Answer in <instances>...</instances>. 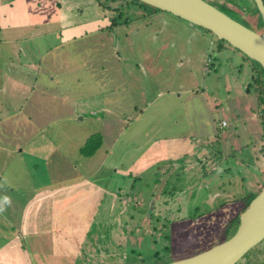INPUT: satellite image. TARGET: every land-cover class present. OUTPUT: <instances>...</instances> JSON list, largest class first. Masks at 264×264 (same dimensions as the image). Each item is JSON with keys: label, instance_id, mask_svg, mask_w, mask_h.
<instances>
[{"label": "rangeland", "instance_id": "1", "mask_svg": "<svg viewBox=\"0 0 264 264\" xmlns=\"http://www.w3.org/2000/svg\"><path fill=\"white\" fill-rule=\"evenodd\" d=\"M57 3L0 0V147L24 149L10 161L20 164L17 197L32 186H102L81 250L95 264L165 263L214 245L230 201L246 203L264 185L254 61L134 0ZM61 11L81 22L75 37L63 33ZM183 146L190 151L172 158ZM239 264H264V242Z\"/></svg>", "mask_w": 264, "mask_h": 264}, {"label": "crops", "instance_id": "2", "mask_svg": "<svg viewBox=\"0 0 264 264\" xmlns=\"http://www.w3.org/2000/svg\"><path fill=\"white\" fill-rule=\"evenodd\" d=\"M58 1L57 7L60 10V0ZM67 17L72 21L64 22ZM61 19L63 33L66 31L70 38L75 37L77 32L70 35V31L78 26V23L80 26L81 22L72 19L71 13L62 11ZM27 25L31 26L20 24L19 28L24 29ZM24 38L26 37H10L8 40L18 41ZM262 129L264 130L263 126ZM23 150L19 145L12 148L0 147V153L4 156L0 167V264H81V258L82 264H95L94 256L88 252V248L85 247L83 257L81 250L87 235L93 229L92 219L101 211L100 207L107 192L99 184L80 180L59 183L53 187L44 186L41 190H35V186H32L29 196L18 198L16 191H19L21 186L16 182V176L12 178V173L20 171V164L15 166L10 164V161H16L15 154H21ZM189 151L185 146L169 150L172 152V158L177 160L180 159L178 154ZM158 157L160 156L153 153L151 159ZM202 160L200 158V161ZM5 173H8L7 177ZM11 193L13 195H10ZM116 195L118 198L121 196ZM228 206L234 212L230 215L233 217L244 204L242 201H230ZM228 206H225V209H228ZM87 219H91L90 222ZM99 233L100 231L97 232V239H100ZM104 255L105 258L108 257L106 252Z\"/></svg>", "mask_w": 264, "mask_h": 264}, {"label": "water", "instance_id": "3", "mask_svg": "<svg viewBox=\"0 0 264 264\" xmlns=\"http://www.w3.org/2000/svg\"><path fill=\"white\" fill-rule=\"evenodd\" d=\"M194 25L211 30L258 64L264 72V0H254L263 20L256 30L208 0H140ZM237 230L227 239L193 255L165 264H239L264 242V185L240 214Z\"/></svg>", "mask_w": 264, "mask_h": 264}, {"label": "trees", "instance_id": "4", "mask_svg": "<svg viewBox=\"0 0 264 264\" xmlns=\"http://www.w3.org/2000/svg\"><path fill=\"white\" fill-rule=\"evenodd\" d=\"M134 1H136L137 3L142 4L143 6L152 7V8H154L157 11H163V10H161L159 8H156L154 6L148 5V4H146V3H144V2H142L140 0H134ZM229 2H232L234 7H228V5H226V4L221 5V7H219V6H217V7H219L220 9L228 12L231 15H234V16L240 18L242 21L244 20V22L246 24H248L249 26H251L252 28H254L256 30H259V29L262 28V25H263L262 16H261V13H260V11H259V9H258V7H257V5H256L254 0H251L250 4H249L248 0H229ZM245 15L249 16L251 18H254L255 22L251 23V21H248L247 19H245ZM113 24H116V22L113 21L112 25ZM201 28H203V27H201ZM206 30L209 31V32H212L211 30H208V29H206ZM221 44H222V42H221ZM237 50H239V49H237ZM245 57L249 58L246 55H245ZM252 70L254 72L253 73V80H252L253 84L256 85V87H257V91L259 92L258 95H259L260 101L264 102V72H263L262 68L258 64H256L255 62L252 63ZM263 122H264V112H263ZM172 172L170 171L169 175ZM256 194H257V192L256 193H251L249 195L248 201L246 203H243L244 206L239 210V212L236 213L233 217L230 218V221L228 222V224L222 229L218 242L227 239L229 236H231L237 230V228H238L237 220H238L240 214L248 207V205L250 204L252 199L256 196ZM195 253H197V252H195ZM195 253H192V254H189V255H182L179 258L187 257V256L193 255ZM165 263L164 262H157L156 264H165Z\"/></svg>", "mask_w": 264, "mask_h": 264}, {"label": "built area", "instance_id": "5", "mask_svg": "<svg viewBox=\"0 0 264 264\" xmlns=\"http://www.w3.org/2000/svg\"><path fill=\"white\" fill-rule=\"evenodd\" d=\"M223 125H226V122L225 121L223 122Z\"/></svg>", "mask_w": 264, "mask_h": 264}]
</instances>
